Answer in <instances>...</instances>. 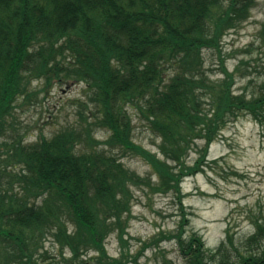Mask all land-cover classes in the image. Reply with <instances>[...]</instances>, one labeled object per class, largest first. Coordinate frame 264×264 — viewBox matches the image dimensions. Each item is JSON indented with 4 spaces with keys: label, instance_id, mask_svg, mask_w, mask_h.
I'll return each mask as SVG.
<instances>
[{
    "label": "trees",
    "instance_id": "obj_1",
    "mask_svg": "<svg viewBox=\"0 0 264 264\" xmlns=\"http://www.w3.org/2000/svg\"><path fill=\"white\" fill-rule=\"evenodd\" d=\"M254 6L255 0H0V138L15 109L40 92L31 90L33 81L45 92L82 84L85 97L77 99L79 125L27 145L0 144L22 169L15 176L23 191L2 193L0 185V264H146L144 251L165 241L174 242L184 264H264V212L253 216L246 238L236 241L228 230L210 250L188 231L181 189L186 177L204 172L209 147L228 123L243 114L264 123V87L236 93L224 61L223 79L211 80L202 56L204 49L220 52L223 37ZM129 110L160 138L157 152L134 142ZM98 129L108 133L106 149L96 147ZM191 151L197 158L189 165ZM115 152L142 158L157 181L127 169ZM132 186L173 193L181 216L174 231L143 241L134 255L125 239ZM112 233L118 257L105 246ZM47 238L58 257L43 251Z\"/></svg>",
    "mask_w": 264,
    "mask_h": 264
},
{
    "label": "rangeland",
    "instance_id": "obj_2",
    "mask_svg": "<svg viewBox=\"0 0 264 264\" xmlns=\"http://www.w3.org/2000/svg\"><path fill=\"white\" fill-rule=\"evenodd\" d=\"M220 44V52L202 51L204 67L210 79H223L220 71L223 60L227 70L234 72V92L249 96L260 91L264 87V0H255L249 17L230 29ZM42 87L41 82L31 83V90L40 92L30 102L15 109L11 127L0 138V144L5 142L11 146L17 140L25 145L31 144L41 135L50 138L63 128L81 123L77 99L84 100V85L57 84L48 92L42 91ZM129 111L134 142L157 152L160 138L133 110ZM92 136L100 143L97 148H107L102 144L108 137L105 130H95ZM2 150L4 147L0 146ZM1 153L2 193L22 195L21 183L15 176L22 169L12 158L9 159V155ZM115 153L127 169L150 178L152 182L157 181L142 158ZM196 158L195 151H191L186 161L192 165ZM207 160L204 172L186 177L181 189L185 195V212L191 214L188 231L199 233L206 248L211 250L224 239L228 230L236 241L246 238L254 231L251 223L253 216L264 212V123L255 121L248 114L228 123L210 145ZM131 191V215L125 239L130 253L134 255L143 241L160 231H174L181 216L173 193H154L145 186H132ZM69 232H72L71 226ZM105 246L110 256H119L120 246L115 233L108 236ZM43 251L50 257H58L60 253L51 238L44 240ZM64 255L69 256V251L65 250ZM140 261L146 264H184L173 241L162 242L158 248L144 251Z\"/></svg>",
    "mask_w": 264,
    "mask_h": 264
}]
</instances>
